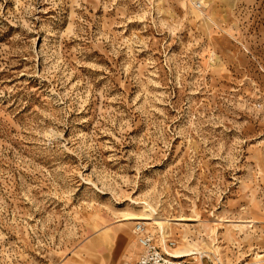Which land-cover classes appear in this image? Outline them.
<instances>
[{
	"label": "rangeland",
	"instance_id": "1",
	"mask_svg": "<svg viewBox=\"0 0 264 264\" xmlns=\"http://www.w3.org/2000/svg\"><path fill=\"white\" fill-rule=\"evenodd\" d=\"M139 222L264 264V0H0V264H114Z\"/></svg>",
	"mask_w": 264,
	"mask_h": 264
},
{
	"label": "built area",
	"instance_id": "2",
	"mask_svg": "<svg viewBox=\"0 0 264 264\" xmlns=\"http://www.w3.org/2000/svg\"><path fill=\"white\" fill-rule=\"evenodd\" d=\"M133 232L137 236V243L141 252L133 260H125L121 264H191L183 259L166 255L155 243L154 237L145 232L142 224L136 223Z\"/></svg>",
	"mask_w": 264,
	"mask_h": 264
},
{
	"label": "bare ground",
	"instance_id": "3",
	"mask_svg": "<svg viewBox=\"0 0 264 264\" xmlns=\"http://www.w3.org/2000/svg\"><path fill=\"white\" fill-rule=\"evenodd\" d=\"M129 215H132V216L127 217L125 219L151 220L152 224L158 227V230L161 233L162 239L167 238L170 234L168 231L169 228H168L167 220L154 218L152 216L151 211L148 210L147 208H143V210L140 214H135V215L129 214ZM125 216H127V215H125ZM140 224L144 225V223H142V222ZM184 239H185V235L182 237L183 241H184ZM163 251L166 253V255H168L170 257L177 258V259H183V260L185 257L193 256L195 254V252H193L192 250L171 249V248H165V246L163 247ZM133 253L136 254L137 253L136 250L133 252L131 251V255Z\"/></svg>",
	"mask_w": 264,
	"mask_h": 264
},
{
	"label": "crops",
	"instance_id": "4",
	"mask_svg": "<svg viewBox=\"0 0 264 264\" xmlns=\"http://www.w3.org/2000/svg\"><path fill=\"white\" fill-rule=\"evenodd\" d=\"M141 252V249H140V251H139V253ZM138 253V254H139ZM138 254H136V255H138ZM124 256V259H121L119 262H116V263H114V264H121L123 261H125V260H129V259H131V260H133V259H135L136 257L135 256H132L131 255V251H128L126 254H124L123 255ZM135 257V258H134ZM126 258V259H125Z\"/></svg>",
	"mask_w": 264,
	"mask_h": 264
}]
</instances>
